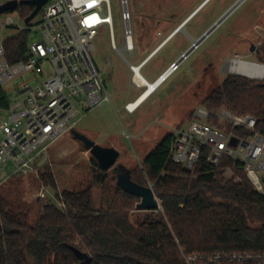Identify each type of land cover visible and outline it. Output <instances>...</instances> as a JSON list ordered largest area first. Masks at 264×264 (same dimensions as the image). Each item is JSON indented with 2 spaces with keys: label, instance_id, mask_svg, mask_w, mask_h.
<instances>
[{
  "label": "trees",
  "instance_id": "trees-1",
  "mask_svg": "<svg viewBox=\"0 0 264 264\" xmlns=\"http://www.w3.org/2000/svg\"><path fill=\"white\" fill-rule=\"evenodd\" d=\"M28 40L27 30L5 40L11 63L26 58ZM203 105L251 114L257 119L256 130L264 134V81L229 74ZM6 106L0 87V107ZM171 143L169 133L142 161L162 210L149 211L137 225L129 211L141 197L119 183L109 211L95 208L92 187L64 191L70 207L67 215L43 199L26 204L0 193V264H187L183 253L264 251V194L255 189L242 164L225 157L219 167H213L204 148L195 170L189 172L182 164L168 161ZM229 166L233 176H227ZM134 174L128 172L132 182L148 186L142 173ZM41 175L56 189L49 168Z\"/></svg>",
  "mask_w": 264,
  "mask_h": 264
},
{
  "label": "rangeland",
  "instance_id": "rangeland-1",
  "mask_svg": "<svg viewBox=\"0 0 264 264\" xmlns=\"http://www.w3.org/2000/svg\"><path fill=\"white\" fill-rule=\"evenodd\" d=\"M129 1L136 48L133 54L129 52L125 54L134 65H138L159 44L176 34L180 25L190 17L187 24L185 23L186 26L184 24L174 38L159 46L151 55V61L141 69L143 76L151 81L166 68H174L171 66L193 46L194 41L199 40L239 2L208 0L198 10L205 0ZM111 5L116 44L122 48L125 41L121 0H111ZM15 23L20 24L18 17H15ZM39 39L38 32H31L28 43ZM94 44L92 57L102 74L113 103L105 102L93 110L87 109L85 105H79L75 129L99 145L115 146L120 151L116 165L107 171L102 170L90 150L69 132L50 147L41 165V172L46 168L52 172L56 189L48 185L42 175L16 176L0 188L3 195L21 203L32 204L40 199L37 197V191L42 185H46L52 192L61 194L64 191H79L92 187L95 208L109 211L117 193V167L120 164L134 172V176L142 173L146 184L153 187V182L148 180L142 170L141 159L155 148L160 140L158 135L185 126L195 108L202 105L205 97L229 74L252 81H264L227 69L229 62L238 58L264 64V0H243L132 114L125 110V104L133 101L146 87L139 88L132 82L133 72L120 52L112 48L107 25L99 28ZM108 60L111 61L110 64ZM19 81L20 79H16L4 86L9 96L15 94L13 88ZM9 169L10 172L13 167L10 166ZM258 174L262 177V173ZM97 175L102 179L101 182L97 181ZM43 200L54 203L51 198L50 201ZM159 203L161 204L160 199ZM150 213L149 210L139 209L135 204L130 209L129 216L137 225ZM77 245L86 249L82 242L78 241Z\"/></svg>",
  "mask_w": 264,
  "mask_h": 264
},
{
  "label": "built area",
  "instance_id": "built-area-1",
  "mask_svg": "<svg viewBox=\"0 0 264 264\" xmlns=\"http://www.w3.org/2000/svg\"><path fill=\"white\" fill-rule=\"evenodd\" d=\"M9 1L12 0H0V5ZM16 1V9L0 14V87L7 99V106L0 111V188L16 176L40 177L50 147L75 129L79 105L93 110L105 102L113 103L92 57L101 26L109 27L112 48L129 64L133 83L144 88L136 80L146 59L134 65L125 54H133L136 48L129 0H121L122 48L116 44L111 0H49L29 23L25 20L34 6L29 5L32 11L28 13L26 4ZM23 30L38 32L40 39L28 43L25 59L11 63L5 40ZM16 79L20 81L13 88L15 94L9 96L4 86ZM125 109L134 113L137 107H131L130 102ZM256 126L257 119L251 114L198 105L185 126L172 129L168 161L193 172L205 148L213 167H219L225 157L241 163L255 189L264 194V134ZM10 166L13 169L9 172ZM227 174L233 176L234 169L227 167ZM234 179L239 181L240 177ZM37 197L51 198L64 214L69 213L62 194L52 192L46 185L40 187ZM158 210H162L161 205ZM183 255L187 264H264V251Z\"/></svg>",
  "mask_w": 264,
  "mask_h": 264
},
{
  "label": "water",
  "instance_id": "water-1",
  "mask_svg": "<svg viewBox=\"0 0 264 264\" xmlns=\"http://www.w3.org/2000/svg\"><path fill=\"white\" fill-rule=\"evenodd\" d=\"M49 0H22L21 2L26 5L34 6L33 11L30 13V15L26 18L25 22L29 23L40 11V9L48 2ZM243 0H239L219 21H217L199 40H195L193 43V46L188 49L181 58L176 61L173 64V67L176 68L180 62L185 59L189 53L204 39L206 38ZM18 6V2L16 0H12L9 2H6L3 5H0V14L12 11L16 9ZM186 21H184L178 31L181 29V27H184V24ZM166 42V41H165ZM163 42L162 44H164ZM161 44V45H162ZM169 74H167L165 77H167ZM164 77V76H163ZM72 133L83 142L85 147L90 150L93 157L97 160L100 168L102 170H109L113 166L116 165L117 160L120 157V151L116 149L115 147H108V146H102L97 144L95 141L84 135L83 133L77 131L76 129L72 130ZM235 142V141H233ZM117 173L119 177L118 183L122 185V187L132 193H135L141 197V201L137 204V207L141 210H158L160 208L159 204V198L155 194L154 189L151 185L149 186H143V185H137L134 182H132L129 178L128 171L125 168L124 165L120 164L117 167ZM76 252L78 253L79 250L76 249Z\"/></svg>",
  "mask_w": 264,
  "mask_h": 264
},
{
  "label": "bare ground",
  "instance_id": "bare-ground-1",
  "mask_svg": "<svg viewBox=\"0 0 264 264\" xmlns=\"http://www.w3.org/2000/svg\"><path fill=\"white\" fill-rule=\"evenodd\" d=\"M207 1L208 0H205L203 2V4L198 8V10H200V8ZM198 10H196L197 13L199 12ZM192 15H194V14H192ZM189 19H190V17L188 18V20ZM188 20H186V22H188ZM181 28H183V26ZM174 36L175 35H173V37ZM167 39L165 41H167ZM157 48H159V46ZM227 69L230 72L246 75V76H249V77H252V78H262V77H264V65H261L259 63H255V62H251V61H246V60H243V59H234V60H232L231 62H229ZM174 71H175V68H169L167 71H165V73H163L154 82H149L143 76V74L141 72H138V78H137L136 81H138L142 86H145L146 89H145V91L142 93V95L139 98H137V99H135L134 101L131 102V107H137V109H138L158 89L159 85L161 83H163V81L166 78L165 76L167 74H170L171 72H174Z\"/></svg>",
  "mask_w": 264,
  "mask_h": 264
},
{
  "label": "crops",
  "instance_id": "crops-1",
  "mask_svg": "<svg viewBox=\"0 0 264 264\" xmlns=\"http://www.w3.org/2000/svg\"><path fill=\"white\" fill-rule=\"evenodd\" d=\"M173 35H175V34H173ZM173 35H172L171 37H173ZM175 36H176V35H175ZM175 36H174V37H175ZM171 37H169L168 39H170ZM174 37H173V38H174ZM168 39H167V40H168ZM171 39H172V38H171ZM171 39H170V40H171ZM170 40H169V41H170ZM163 42H164V41H163ZM163 42H162V43H163ZM166 42H167V41H166ZM162 43H161V44H162ZM161 44H159L158 46H161ZM158 46H157V47H158ZM157 47H156L152 52H150V53L144 58V59H146V60H145V64H144V66L147 65V64L151 61L152 58H150V57H151L152 54H154V53L157 51V49H158ZM144 66H143V67H144ZM167 70H168V69L166 68V69H165L162 73H160V74H159V75H158L153 81H151V80H148V81H149V82H154V81H156V80H157V79H158L163 73H165V71H167ZM132 82H133V81H132ZM144 87H145V86H144ZM144 91H145V90H143V91H142V92H141V93H140L135 99L139 98V97L142 95V93H143ZM135 99H134V100H135ZM134 100H133V101H134ZM147 100H148V99H147ZM130 102H132V101H129V102H127V103H130ZM127 103H126V104H127ZM126 104H125V105H126ZM142 105H143V104H142ZM142 105H141V106H142ZM141 106H140V107H141ZM140 107H139V108H140ZM4 108H5V107H0V111H1V109H4ZM125 110H126V109H125ZM136 110H137V109H136ZM3 112H4V111H3ZM129 114H132V113H129ZM169 133H171V132H167V133L162 132V134L158 135V136H159V139H160L159 142H160V141H161L166 135H168ZM159 142H158V143H159ZM158 143H157V144H158ZM108 147H110V146H108ZM113 147H115V146H113ZM155 147H156V146H155ZM115 148H116V147H115ZM116 149H117V148H116ZM153 149H154V148H153ZM153 149H152V150H153ZM152 150H151V151H152ZM151 151H150V152H151ZM150 152H149V153H150ZM149 153H147V154L141 159V161L144 160L145 157H146ZM119 158H120V157H119ZM122 165H123V164H122ZM124 166H125V165H124ZM125 168L127 169L128 172L130 171L126 166H125Z\"/></svg>",
  "mask_w": 264,
  "mask_h": 264
},
{
  "label": "flooded vegetation",
  "instance_id": "flooded-vegetation-1",
  "mask_svg": "<svg viewBox=\"0 0 264 264\" xmlns=\"http://www.w3.org/2000/svg\"><path fill=\"white\" fill-rule=\"evenodd\" d=\"M168 40H169V39H168ZM168 40H167V41H168ZM164 41H165V40H164ZM252 48H254V47L252 46Z\"/></svg>",
  "mask_w": 264,
  "mask_h": 264
}]
</instances>
